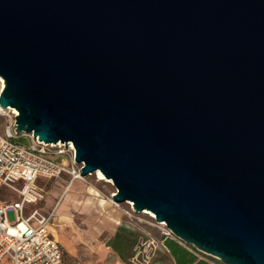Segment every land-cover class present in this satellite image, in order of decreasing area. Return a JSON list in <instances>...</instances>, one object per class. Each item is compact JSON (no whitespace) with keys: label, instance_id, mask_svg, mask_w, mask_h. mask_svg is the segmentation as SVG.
Instances as JSON below:
<instances>
[{"label":"water","instance_id":"1","mask_svg":"<svg viewBox=\"0 0 264 264\" xmlns=\"http://www.w3.org/2000/svg\"><path fill=\"white\" fill-rule=\"evenodd\" d=\"M2 109L223 264H264V0H0Z\"/></svg>","mask_w":264,"mask_h":264},{"label":"rangeland","instance_id":"2","mask_svg":"<svg viewBox=\"0 0 264 264\" xmlns=\"http://www.w3.org/2000/svg\"><path fill=\"white\" fill-rule=\"evenodd\" d=\"M11 118L10 110L0 116V134ZM20 140L29 143L26 136ZM63 160L69 162L70 157L65 155ZM70 182L67 173L53 179L39 177L36 183L44 190L45 199L27 210L30 213L37 209L46 215L57 206L56 219L49 225V231L60 242L66 264H95L104 243L119 227L131 233L130 264H173L163 238L175 236L149 212H135L131 203H116L112 198L116 188L97 172L74 180L66 190ZM19 187V184L14 188L1 187L0 199L17 200ZM8 217L11 223L15 221L14 212H9ZM3 264L11 262L6 258Z\"/></svg>","mask_w":264,"mask_h":264},{"label":"built area","instance_id":"3","mask_svg":"<svg viewBox=\"0 0 264 264\" xmlns=\"http://www.w3.org/2000/svg\"><path fill=\"white\" fill-rule=\"evenodd\" d=\"M4 87L5 79L0 75V95ZM7 110L12 112V118L0 134V190L14 188L16 184L20 187L17 200L0 199V264L6 258L11 264H66L60 242L49 231V225L56 219V207L46 215L37 209L30 213L27 210L45 199L44 190L36 183L39 177L53 179L67 173L71 176L69 186L74 180L82 179L74 147L71 143L45 144L32 134H17L15 116L18 113L0 106V116ZM23 136L28 137L29 143L20 140ZM65 155L70 157L69 162L63 160ZM9 212L15 214L12 223Z\"/></svg>","mask_w":264,"mask_h":264},{"label":"trees","instance_id":"4","mask_svg":"<svg viewBox=\"0 0 264 264\" xmlns=\"http://www.w3.org/2000/svg\"><path fill=\"white\" fill-rule=\"evenodd\" d=\"M130 234L123 227H119L113 243L115 251L129 258L132 257L129 254V249L131 248ZM163 240L173 264H223L220 260L198 251L192 245L185 244L176 237H164Z\"/></svg>","mask_w":264,"mask_h":264},{"label":"crops","instance_id":"5","mask_svg":"<svg viewBox=\"0 0 264 264\" xmlns=\"http://www.w3.org/2000/svg\"><path fill=\"white\" fill-rule=\"evenodd\" d=\"M68 188H69V185L66 188V190ZM60 200L58 201L57 204H59ZM56 208H57V206H56ZM116 232L113 234V236H111L104 243V248H103L101 254L95 258V261H96L95 264H128L129 263L128 262V261H130L129 257H127L126 255H123L122 253H119V252L115 251V249H113V243L115 240ZM92 264H94V263H92Z\"/></svg>","mask_w":264,"mask_h":264},{"label":"bare ground","instance_id":"6","mask_svg":"<svg viewBox=\"0 0 264 264\" xmlns=\"http://www.w3.org/2000/svg\"><path fill=\"white\" fill-rule=\"evenodd\" d=\"M17 111L14 109V113H16ZM97 174L99 175V177L101 178V179H105V180H107L104 176H103V174L100 172V171H97ZM108 181V180H107ZM110 182V181H109ZM69 191V190H68ZM146 212V211H145ZM151 214V213H150ZM153 217H154V215L153 214H151ZM161 224H163V223H161Z\"/></svg>","mask_w":264,"mask_h":264}]
</instances>
